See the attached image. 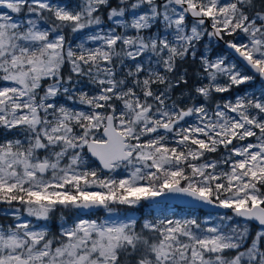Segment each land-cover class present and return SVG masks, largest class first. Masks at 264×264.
<instances>
[{"label": "snow or ice", "instance_id": "6c2138e0", "mask_svg": "<svg viewBox=\"0 0 264 264\" xmlns=\"http://www.w3.org/2000/svg\"><path fill=\"white\" fill-rule=\"evenodd\" d=\"M205 37L236 59L202 54L198 96L264 80V0H0V264H264V90L172 96Z\"/></svg>", "mask_w": 264, "mask_h": 264}, {"label": "trees", "instance_id": "16d2710c", "mask_svg": "<svg viewBox=\"0 0 264 264\" xmlns=\"http://www.w3.org/2000/svg\"><path fill=\"white\" fill-rule=\"evenodd\" d=\"M260 0H256V3L259 5ZM112 5H116L115 0H112ZM106 10L107 8H102L101 9V15L104 21H106V24H108V20L106 19ZM85 33H80L78 34L76 37L71 36L70 32L66 33V38L67 40L71 41L72 43H76L78 42V40L80 38H82V36H84ZM79 38V39H78ZM227 39V38H226ZM210 46H213L212 48H210ZM210 48V49H209ZM206 50H209V52L200 50L199 53H197V57L196 59H192L191 57H188L187 59H184L182 61H178L177 65H176V69L175 72L170 74L171 78L174 80H177L180 78L181 75L178 74L179 70H183L184 74L186 73L185 78L187 79V83H181L179 85V87H175L172 89V95L173 97H175V99L177 101L178 98L177 94L180 92V90L182 89H186L190 92H194L195 91V84L197 83H201L200 80V76L201 75V71H200V62L198 60V57H200L202 54H206L210 56V58H214L220 55H225L227 54V56L231 59H234L232 55H230L229 53H227L222 45V43H217V44H213V42H210L209 44H206ZM235 60V59H234ZM241 66V65H240ZM242 70L247 71L246 69H243V67L241 66ZM67 72V69H65V73ZM250 74V73H249ZM261 90H264V86L261 84V82L259 81L258 78L254 79L253 81L247 82L245 84H242L238 87H233L231 89L230 92L228 93H219V94H213L212 97L209 98V101L206 102L205 100L201 99L200 103H206L207 105H211L212 103H217V102H223L225 100H228L231 97H235L239 94H243V93H248L251 94L252 92H256L259 93ZM6 138H11V134L8 132H3L0 129V141L6 139ZM217 157L220 155V153L215 154ZM95 166V165H94ZM3 206V205H2ZM126 208V207H124ZM180 210L183 211H190L191 209H186V208H182V207H178ZM130 209H134L135 211H137L140 215L141 218L146 217L148 215L149 212L145 213L141 211V208H130ZM200 215H205L208 216L209 214L212 215H216V213H209L207 211L204 210H198ZM0 222L1 223H5L8 224L11 222V218L5 214L0 213ZM52 226L54 227V229L52 230L53 233H57L56 232V227L54 226V223L52 224ZM253 231H255V229L257 228V226H255L254 224L251 225Z\"/></svg>", "mask_w": 264, "mask_h": 264}, {"label": "rangeland", "instance_id": "374dc122", "mask_svg": "<svg viewBox=\"0 0 264 264\" xmlns=\"http://www.w3.org/2000/svg\"><path fill=\"white\" fill-rule=\"evenodd\" d=\"M64 2L65 3H67L68 5H69V7H71V6H73V5H75V4H77L78 3V0H64ZM110 2L112 3V0H110ZM115 2H117V0H115ZM113 4V3H112ZM114 6V5H113ZM107 12H108V9L106 10V19H107ZM109 22V21H108ZM104 23L106 24V21H104ZM110 23V22H109ZM108 23V24H109ZM107 25V24H106ZM78 34H80V33H76V34H73V33H71V36H74V37H76ZM84 36H82V38H83ZM82 38H78L79 40H78V42L82 39ZM71 42V41H70ZM211 41H209V39L207 38V37H205V39L201 42V44L198 46V48H199V51L197 52V53H199L200 52V50H203V51H206V52H209V50H206V44H209ZM72 43V42H71ZM77 43V42H76ZM76 43H72L73 45H75ZM213 44H217V42H213ZM213 46H210V48H212ZM209 48V49H210ZM207 54V53H206ZM220 56H226V57H228L227 56V54H225V55H220ZM218 57V56H217ZM215 58V57H214ZM229 58V57H228ZM230 60H234V59H231V58H229ZM198 60H199V57H198ZM66 74H67V72H66ZM178 74L179 75H182V74H184V71L183 70H179L178 71ZM200 76V80H201V83H207V81H205V80H202V73H201V75H199ZM173 81H175L174 79H173ZM200 83H197V84H195V88L199 85ZM245 93H243V94H239V95H244ZM173 96V95H172ZM236 97V96H235ZM235 97H231V98H229V99H235ZM176 98H178V102L181 104V106L183 107V106H188V105H190L192 102H195L196 104H201L200 103V100L201 99H203V100H205L206 102H208L209 101V98H207V99H205V98H203V97H201V96H198L197 94H196V92L194 91V92H190V91H188V90H186V89H182V90H180V92L177 94V97ZM173 99H175V97H173ZM176 100V99H175ZM58 103H68V105L69 106H71V104H72V102L71 101H66V99L65 98H60L59 99V101H58ZM216 103H212L211 105H208L209 107H213L214 105H215ZM189 122H191V121H189ZM3 132H5L6 133V131L4 130V129H1ZM223 152V150L221 149V153ZM220 153V154H221ZM168 204V206L172 209V210H174L178 215H196V216H198V217H200L201 219H203V218H205V217H207V216H205V215H200L199 214V212H198V210L197 209H191V208H186V209H191L189 212L188 211H183V210H180L179 208H177V206H175V205H172V204H169V203H167ZM3 206L0 208V213H2V214H4V212H3V209H5L7 206L6 205H4V204H2ZM179 207V206H178ZM136 208H141V211L142 212H145V213H147V212H150V211H152V209L150 208V206H149V204L147 203V202H144V203H142L139 207H136ZM182 208H185V207H182ZM99 211H101V210H99ZM99 211H95V213L97 212H99ZM90 213H92V212H90ZM217 214V213H216ZM63 215L65 216V217H67L68 219H69V222L71 221V219L72 218H74L76 215H77V213H75V212H68V211H66V212H64L63 213ZM121 215L123 216V215H134L135 217H137L138 219H140V220H142L143 218H145V217H143V218H141V215L137 212V211H135L134 209H130V208H124V207H122L121 208ZM53 216L55 217V220L53 219ZM53 216L51 217V219L47 222V226H48V228L50 229V231L52 232V230L54 229V227L52 226V224L53 223H56V232L58 233L59 232V227H60V223L62 222V220H61V212L60 211H57L55 214H53ZM214 216V215H213ZM106 217V213L104 212V211H102V213H100L99 215H97V216H88V218H90V219H104ZM11 222H12V220H11ZM10 222V223H11ZM1 223V222H0Z\"/></svg>", "mask_w": 264, "mask_h": 264}, {"label": "water", "instance_id": "95a60500", "mask_svg": "<svg viewBox=\"0 0 264 264\" xmlns=\"http://www.w3.org/2000/svg\"><path fill=\"white\" fill-rule=\"evenodd\" d=\"M220 43L223 44V47H224L225 51L227 53H229L230 55H232L234 59H236L234 53L225 46L224 42L220 41ZM257 78L259 79L261 84L264 86V80H261L259 77H257ZM167 203L175 205V206H179V207H185V208H191V209H197V210H204V211H207L209 213H222L224 211L223 209H216V208H212L211 206L201 207V206L195 205L192 202L187 201V200H169V201H167ZM1 207H2V204H0V208ZM95 211H99V210H93L92 212H95ZM254 225L257 226L256 224H254Z\"/></svg>", "mask_w": 264, "mask_h": 264}, {"label": "flooded vegetation", "instance_id": "af4514ba", "mask_svg": "<svg viewBox=\"0 0 264 264\" xmlns=\"http://www.w3.org/2000/svg\"><path fill=\"white\" fill-rule=\"evenodd\" d=\"M218 43V42H217ZM215 45V44H214ZM223 45V44H222ZM103 210L99 211L98 213L96 212H92V213H88V216H97L100 213H102ZM53 216V215H52ZM53 219L55 220V217L53 216ZM54 226L56 227V223H54ZM57 228V227H56Z\"/></svg>", "mask_w": 264, "mask_h": 264}]
</instances>
